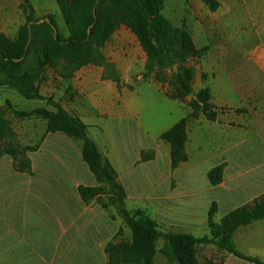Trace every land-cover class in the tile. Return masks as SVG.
<instances>
[{
	"label": "rangeland",
	"instance_id": "obj_1",
	"mask_svg": "<svg viewBox=\"0 0 264 264\" xmlns=\"http://www.w3.org/2000/svg\"><path fill=\"white\" fill-rule=\"evenodd\" d=\"M13 1L23 24L20 0ZM214 1L219 4L216 11L204 0H165L163 14L189 31L198 49L209 47L205 57L189 63L196 72L193 92L211 87L215 105L225 108L217 122L200 117L189 124V159L175 171L170 165V145L161 135L191 110L188 103L169 98L171 69L156 70L144 78L147 56L125 26L117 30L106 50L116 61L113 64L123 83L120 92L114 82L103 79L104 68L95 66L81 69L68 81L47 69L37 80L44 98L60 103L88 126V136L117 171L128 209L144 210L164 233L202 237L209 234L208 212L213 202L218 204L215 220L220 222L231 210L264 197V69H258L250 58L251 49L264 44V25L261 29L258 25L264 0ZM3 2L7 7L11 0H0V6ZM30 2L38 17L54 14L64 32L67 26L55 0ZM27 70L37 71L33 60ZM257 73L260 77L253 78ZM226 105L232 107H219ZM236 106L241 107L233 108ZM0 107L11 123L18 149L13 158L4 153L9 140L0 141V189H7V198L12 196L8 186L50 181L53 177L47 174L61 168L79 170L76 184L94 185L81 156V141L47 134L41 117L19 119L15 115L16 111H56L48 101L26 100L13 90L0 88ZM142 152H153L154 157L142 162ZM24 159L30 162V173L14 168ZM222 164L223 182L214 187L207 174ZM108 211L112 218L117 217L119 231L124 227L122 220L114 209ZM128 236L125 228L121 236L117 232L114 242ZM236 238L240 252L264 261V220L241 227ZM162 243L158 242V248ZM198 258L202 264H252L211 245H201ZM155 264L170 263L159 254Z\"/></svg>",
	"mask_w": 264,
	"mask_h": 264
},
{
	"label": "trees",
	"instance_id": "obj_2",
	"mask_svg": "<svg viewBox=\"0 0 264 264\" xmlns=\"http://www.w3.org/2000/svg\"><path fill=\"white\" fill-rule=\"evenodd\" d=\"M69 36L59 30L54 14L38 17L30 0H20V9L25 22L20 26L16 39L0 34V88L17 92L26 100H45L56 111L37 109L16 111L19 119L41 117L46 121L47 134H62L81 141V156L95 183L80 185L78 192L86 204L96 201L103 210L114 209L122 220L128 238L110 242L106 246L108 264H155L157 255L170 264H202L198 258L201 245H211L252 264H264L255 256L240 252L234 241L235 233L241 227L264 220V197L252 204L235 208L217 222L218 204L213 202L208 212L209 234L196 237L190 233L162 232L157 222L144 210H129L127 194L119 183L117 171L109 160L104 159L96 142L88 136V126L73 116L60 103L44 98L37 80L47 69L52 70L64 81L71 80L76 73L87 66L104 68L103 79L111 80L120 92L123 83L113 63L105 55V48L119 28L125 26L137 38L147 56L144 78L156 70L171 69V93L169 98L188 103L190 114L181 119L161 135L170 145L172 171L188 161V126L192 121L204 117L217 122L225 108L218 109L212 102L211 89L205 87L193 92L195 68L189 66L192 59H201L209 51L206 46L198 49L192 35L185 28L175 26L164 14L165 0H55ZM216 11L219 4L204 0ZM43 20V22H40ZM57 31V33L55 32ZM33 60L37 71L27 70ZM177 67V70H175ZM238 113H244L238 109ZM15 133L4 110L0 107V141L9 140L4 153L16 158L18 149L13 142ZM154 153L142 152V162H148ZM14 168L20 173H30V162L24 159ZM225 165L211 169L208 180L214 187L223 182ZM162 246L158 248V242Z\"/></svg>",
	"mask_w": 264,
	"mask_h": 264
},
{
	"label": "crops",
	"instance_id": "obj_3",
	"mask_svg": "<svg viewBox=\"0 0 264 264\" xmlns=\"http://www.w3.org/2000/svg\"><path fill=\"white\" fill-rule=\"evenodd\" d=\"M16 5V1L11 0L7 7L4 2L0 6V34L11 39H16L22 25ZM258 18L261 29L263 11ZM62 34L69 36L67 27ZM108 45L105 55L109 62L115 63V59L106 53ZM250 58L258 69L263 70L264 44L255 45ZM260 75L252 76L259 78ZM211 92L213 96V89ZM212 102L215 105L213 99ZM237 107L241 106L233 108ZM47 175H51L52 180L8 186L12 190L9 198L4 195L7 189H0V264H108L105 249L116 239L117 217L112 218L109 211L95 205V200L88 204L83 202L78 187L84 184L74 182L79 170L61 168ZM90 176L95 183L91 173ZM251 226L253 224L247 227Z\"/></svg>",
	"mask_w": 264,
	"mask_h": 264
},
{
	"label": "water",
	"instance_id": "obj_4",
	"mask_svg": "<svg viewBox=\"0 0 264 264\" xmlns=\"http://www.w3.org/2000/svg\"><path fill=\"white\" fill-rule=\"evenodd\" d=\"M40 22H43V20H41ZM57 33V31H55ZM175 70H177V67H175Z\"/></svg>",
	"mask_w": 264,
	"mask_h": 264
}]
</instances>
